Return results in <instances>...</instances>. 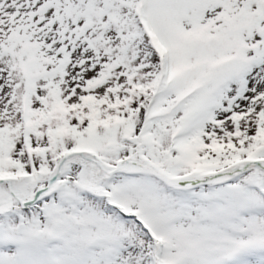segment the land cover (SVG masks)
<instances>
[{"label": "snow or ice", "instance_id": "obj_1", "mask_svg": "<svg viewBox=\"0 0 264 264\" xmlns=\"http://www.w3.org/2000/svg\"><path fill=\"white\" fill-rule=\"evenodd\" d=\"M0 264H264V0H0Z\"/></svg>", "mask_w": 264, "mask_h": 264}]
</instances>
